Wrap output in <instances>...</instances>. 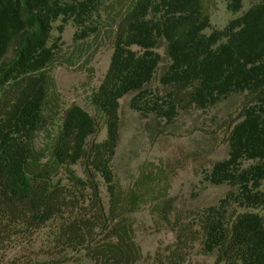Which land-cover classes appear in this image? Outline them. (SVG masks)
Wrapping results in <instances>:
<instances>
[{"label": "trees", "instance_id": "obj_1", "mask_svg": "<svg viewBox=\"0 0 264 264\" xmlns=\"http://www.w3.org/2000/svg\"><path fill=\"white\" fill-rule=\"evenodd\" d=\"M213 3L0 0V264L83 258L94 264H191L197 246L213 264H264V0L243 13L244 0H230L234 18L207 35ZM71 23L76 33L65 48L62 34ZM108 45L110 68L87 97L92 111L66 107L54 70L94 74L91 64ZM164 60L155 94L151 86ZM130 95L134 110L154 115L146 126L153 141L166 132L160 119L176 130L182 113L224 100L237 108V116L216 123L207 138L208 154L219 134L227 145L226 159L207 162L205 180L230 187L216 205L177 212L165 164H144L138 179L122 187L113 160L122 131L120 101ZM147 205L175 233V242L144 257L133 215ZM43 231L45 245L34 253Z\"/></svg>", "mask_w": 264, "mask_h": 264}, {"label": "rangeland", "instance_id": "obj_2", "mask_svg": "<svg viewBox=\"0 0 264 264\" xmlns=\"http://www.w3.org/2000/svg\"><path fill=\"white\" fill-rule=\"evenodd\" d=\"M258 0H244L243 12L257 3ZM230 0H214L211 8V28L205 33L210 35L213 31L224 30L234 18L229 10ZM60 22L54 24L53 35H59L58 27ZM76 27L71 23L65 27L62 34L64 47L73 44ZM134 50H138L134 47ZM158 53L165 59V50L162 48ZM113 56L110 46H105L94 58L91 67L94 74L77 71L75 68L59 67L53 72L58 89L63 97L66 107L77 104L88 111H92L87 103L90 93L98 89L102 80L107 74ZM164 60L156 73V80L152 84V92H160L159 78L163 73ZM135 96L130 95L120 101V118L122 121V131L120 144L113 160V169L123 188H129L140 174L141 167L146 163L156 166L165 164L167 171L171 175V189L169 197L174 198L177 212H201L203 209L216 205L224 198L230 187L227 185L213 186L205 180L206 173L211 172L208 161H222L227 158V145L222 144L224 138L218 135L219 145L214 152L208 148L207 138L218 128L216 123L222 124L231 115L237 116V108L230 107V101L224 100L207 110L191 111L188 114H181L176 121V130H171L166 125L165 120H159L164 126L165 134L157 140H152L146 126L153 120L154 115L144 116L141 112L132 107V100ZM220 132V130H219ZM214 135V133H213ZM106 138V131L99 137V141ZM249 162L244 164L248 167ZM171 167V169H169ZM77 174L83 177L80 166H76ZM103 198L108 203L106 189L103 188ZM176 213V212H175ZM173 213V216L175 215ZM135 219V240L141 246L144 257L154 255L158 249L165 248L175 242V233L171 231L165 223L152 211V207L147 205L139 213L133 215ZM47 231L41 232L31 248L34 253H39L47 240ZM18 251V250H17ZM16 251V252H17ZM199 246L195 249L190 258L191 264H213V258H207L197 254ZM39 260H44L39 256ZM68 264H94L92 261L83 258L81 263L70 262ZM140 264H149L141 262Z\"/></svg>", "mask_w": 264, "mask_h": 264}, {"label": "crops", "instance_id": "obj_3", "mask_svg": "<svg viewBox=\"0 0 264 264\" xmlns=\"http://www.w3.org/2000/svg\"><path fill=\"white\" fill-rule=\"evenodd\" d=\"M68 1H74V0H68Z\"/></svg>", "mask_w": 264, "mask_h": 264}]
</instances>
